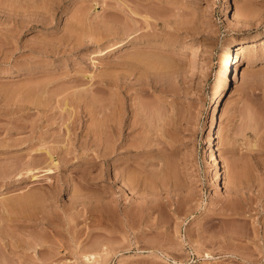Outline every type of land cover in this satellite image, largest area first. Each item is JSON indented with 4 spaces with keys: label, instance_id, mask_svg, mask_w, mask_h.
<instances>
[{
    "label": "rangeland",
    "instance_id": "rangeland-1",
    "mask_svg": "<svg viewBox=\"0 0 264 264\" xmlns=\"http://www.w3.org/2000/svg\"><path fill=\"white\" fill-rule=\"evenodd\" d=\"M0 264H264V0H0Z\"/></svg>",
    "mask_w": 264,
    "mask_h": 264
},
{
    "label": "bare ground",
    "instance_id": "bare-ground-1",
    "mask_svg": "<svg viewBox=\"0 0 264 264\" xmlns=\"http://www.w3.org/2000/svg\"><path fill=\"white\" fill-rule=\"evenodd\" d=\"M154 10H155V8H153ZM148 10V9H147ZM156 10H158L157 8H156ZM133 11V10H132ZM149 11H152V10H149ZM138 13H139V11H137ZM154 12V11H153ZM153 12H152V14H153ZM157 12V11H156ZM135 13H136V11H135ZM137 14V13H136ZM144 14H146V13H144ZM235 15H237V13H235ZM147 16V15H146ZM145 16V19L147 18ZM149 17V16H148ZM148 20V19H147ZM127 33V32H126ZM125 34V33H124ZM130 34V33H129ZM123 36V35H122ZM121 36V37H122ZM256 38H257V36H253L251 39H250V41H242V42H239V43H237L235 46H226V47H224V49H223V51H222V60H223V63H224V70L222 71V76H221V78H220V80L216 83V85H215V89H214V92L215 93H220L222 90H224L230 83H231V81H232V79H233V73L235 72V74H239V72H240V70H241V63H242V61H243V58H244V55H245V53L246 52H248V51H251V47L254 45V43L253 42H255L256 41ZM126 42H125V40L123 39V38H121L120 40H118V41H116V42H114V43H112V44H109L110 45V47H112L111 49H109V50H112V49H116V48H120L121 46H123L124 44H125ZM109 45H108V47H109ZM107 46L106 47H104L103 49H99V51L100 52H102L103 50H105L106 48H108ZM236 48V49H235ZM187 50H189V48L188 47H184V49H183V51L185 52V51H187ZM145 53V52H144ZM144 53H142V54H144ZM139 54V53H138ZM137 54V55H138ZM143 56H145V55H143ZM147 56V55H146ZM136 57H138V56H136ZM154 57V56H153ZM153 57H151V58H153ZM147 58H149V57H146V59ZM139 59H140V57H139ZM158 59V58H157ZM138 60V59H137ZM144 60V58L142 59V61ZM148 60H151L152 62H154L153 61V59H148ZM145 61V60H144ZM157 61V60H156ZM158 61H159V59H158ZM163 61H165V60H163ZM159 62H161V61H159ZM166 62V61H165ZM156 62H154V64H155ZM158 63V62H157ZM152 64V63H151ZM150 64V65H151ZM154 64H153V66H154ZM162 64V63H161ZM166 64H168V63H166ZM148 65H149V63H148ZM157 65V64H156ZM168 65H170V64H168ZM232 66V67H231ZM220 95V94H219ZM218 95V96H219ZM220 101V98L218 99V102ZM217 102V103H218ZM218 111V104L216 105V107H215V109H214V116H215V121H216V125H217V122H218V118H219V113L217 112ZM120 125V124H119ZM118 125V126H119ZM117 126V128H119ZM121 126V125H120ZM118 130V129H117ZM120 130V129H119ZM118 132V131H117ZM120 135H121V133H120ZM119 136V135H118ZM116 137H117V135H116ZM213 137H214V135L212 134L211 135V137H210V141L212 142V140H213ZM118 138V137H117ZM122 140V139H121ZM116 141V140H115ZM128 145H129V143H127ZM125 145V144H124ZM130 146V145H129ZM132 146V145H131ZM212 151H211V154L212 155H215L214 154V150L213 149H211ZM215 160L217 161L218 160V157L216 156L215 157ZM129 162V161H128ZM52 164V163H51ZM50 163L47 165V168H45V170L46 171H52V170H54V168L57 166V163H54L53 162V164L51 165ZM128 164V163H127ZM36 167V166H35ZM35 167H29V169L30 170H32L33 168H35ZM225 167V166H224ZM32 168V169H31ZM122 169V168H121ZM126 169V168H125ZM125 169H123V170H120V172L118 173V174H120L119 175V178H121V181L123 182V184H125V185H132V182H135V181H133V180H135L136 178H141L139 175H138V173H137V175H138V177H137V175H133V174H130V172L128 173V172H126L127 170H125ZM130 170V169H129ZM128 170V171H129ZM133 171V170H132ZM134 172V171H133ZM133 172H131V173H133ZM225 172V168H223V170H218V173L216 174L217 175V180L220 182V183H222L223 184V173ZM135 174V173H134ZM143 177V176H142ZM139 178L138 179H136V180H139ZM144 179V178H143ZM146 179V178H145ZM144 179V180H145ZM141 180V179H140ZM130 181H131V183H130ZM138 183V182H137ZM134 184V183H133ZM224 185H225V182H224ZM226 186V185H225ZM131 188V187H130ZM108 250V249H107ZM92 251V250H91ZM97 251V250H96ZM87 253H89V254H87ZM97 252H85L84 253V257L87 259V260H90L91 258V262H96L97 263V261H99V259H98V257L102 254V252H101V254L99 255V253L98 254H96ZM87 254V255H86ZM104 255V254H103Z\"/></svg>",
    "mask_w": 264,
    "mask_h": 264
}]
</instances>
